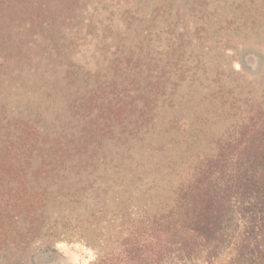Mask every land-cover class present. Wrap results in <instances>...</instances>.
Returning <instances> with one entry per match:
<instances>
[{
    "label": "rangeland",
    "instance_id": "rangeland-1",
    "mask_svg": "<svg viewBox=\"0 0 264 264\" xmlns=\"http://www.w3.org/2000/svg\"><path fill=\"white\" fill-rule=\"evenodd\" d=\"M80 6L55 31L27 28L0 77V145L17 122L40 136L33 158L0 159V264H264L257 196L231 203L217 251L152 238L181 222L205 165L226 161L232 178L239 160L264 161L250 120L264 110V0Z\"/></svg>",
    "mask_w": 264,
    "mask_h": 264
},
{
    "label": "trees",
    "instance_id": "trees-1",
    "mask_svg": "<svg viewBox=\"0 0 264 264\" xmlns=\"http://www.w3.org/2000/svg\"><path fill=\"white\" fill-rule=\"evenodd\" d=\"M82 2L83 0H0V77L14 74L15 68L25 57L27 50L23 39L27 35V28H45L50 31L54 28L55 31L57 25L63 27L66 21H74V14L81 9ZM260 112L258 117L250 120L252 123L256 121V126L262 123L261 136L264 137V110L261 109ZM35 134L36 129L29 123L10 124L7 140L0 145V159L22 161L23 158H33L40 141L38 133ZM81 148L88 149V146L84 144ZM255 156L246 162H236L232 178H227L232 169L228 168L226 161L203 167L180 193L181 222L175 220L165 230L161 226L155 237L150 236L160 241L164 231H169L170 240L166 241L167 248L162 252H194L202 249L217 251L223 242L226 224L233 218L230 214L234 210L229 208L234 199L257 196L264 206V161L262 162L263 158L259 159L258 153ZM219 179L223 181L220 180L222 183L216 186ZM178 223L182 225L180 234L183 233V240L177 239L180 234L175 233L178 231ZM107 260L102 259L96 264H108ZM135 260L128 254L117 258L116 264H134Z\"/></svg>",
    "mask_w": 264,
    "mask_h": 264
}]
</instances>
